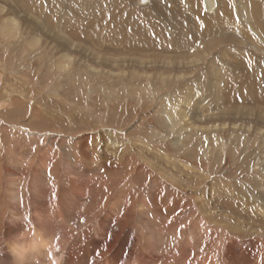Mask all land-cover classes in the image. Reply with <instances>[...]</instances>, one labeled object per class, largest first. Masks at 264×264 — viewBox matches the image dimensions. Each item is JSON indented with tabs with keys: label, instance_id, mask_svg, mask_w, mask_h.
<instances>
[{
	"label": "rangeland",
	"instance_id": "obj_1",
	"mask_svg": "<svg viewBox=\"0 0 264 264\" xmlns=\"http://www.w3.org/2000/svg\"><path fill=\"white\" fill-rule=\"evenodd\" d=\"M213 2L0 0V216L13 209L8 170L22 186L33 168L49 186L103 178L112 192L98 219L122 192L136 197L125 221L136 251L139 205L160 186L189 206L172 220L149 212L180 249L207 223L215 235L196 258L223 264L236 237H257L264 259V0Z\"/></svg>",
	"mask_w": 264,
	"mask_h": 264
},
{
	"label": "bare ground",
	"instance_id": "obj_2",
	"mask_svg": "<svg viewBox=\"0 0 264 264\" xmlns=\"http://www.w3.org/2000/svg\"><path fill=\"white\" fill-rule=\"evenodd\" d=\"M213 5L215 3L210 0L208 8L212 10ZM211 20L213 19L209 21ZM137 45L143 46L138 42ZM100 167L106 169L105 164ZM108 169L112 170L110 166ZM33 170V180L25 182L24 186H22V180L15 177L14 172L5 170L13 209L5 216L2 213L0 216V264H83L86 252L90 253L89 256L99 258L100 254L107 252V247L111 248L109 252L114 256L111 260L109 259L110 261L101 259L98 264H133L134 262L138 264H208L207 257L196 258L198 255L196 251H202L206 240L215 235L208 234L210 227L207 223H201L200 227L193 226L191 233L184 239L181 249L179 247L182 237L179 234H159L158 227L151 221L149 212L155 210L159 217L172 220L176 212H184L189 208L184 206L182 201L178 203L176 198L172 200L165 198L159 191L160 186L155 192L148 191V195L139 205L138 221L147 234H142L144 235L142 246L135 251L136 234L128 228L129 226L127 227L125 222L136 208L135 196L125 200L126 194L130 197L133 195L130 190L122 192L108 210L107 215L98 219L112 192L111 189L109 193H105L103 178L84 180L82 185L79 183L59 185V183L49 186L40 183L37 180L40 178L39 171L34 168ZM156 185L159 184L155 183V187ZM22 189L24 194L29 196L30 205L23 202ZM95 202H99L100 206L92 209L96 205ZM195 206H190L189 211L192 214L197 212ZM29 210L35 214L33 220L24 215V212ZM116 211H119L118 215L113 216ZM96 220V226L92 227V222ZM172 224L170 223L171 228L175 226ZM108 226H110L109 229H107ZM166 226L164 223V227ZM92 228L95 234L92 236L93 239L92 237L89 239L90 244L88 243V248L85 249V239L90 235ZM223 235L225 239L230 238L229 234ZM257 239L256 237L242 240L236 237L224 252L223 264H264V259L258 258L256 254V247H259L261 243ZM123 254L125 260L121 261L120 255Z\"/></svg>",
	"mask_w": 264,
	"mask_h": 264
},
{
	"label": "clouds",
	"instance_id": "obj_3",
	"mask_svg": "<svg viewBox=\"0 0 264 264\" xmlns=\"http://www.w3.org/2000/svg\"><path fill=\"white\" fill-rule=\"evenodd\" d=\"M72 60L73 58L71 56L67 57L65 63L62 65V68L61 70L62 71H68L71 69V66H72Z\"/></svg>",
	"mask_w": 264,
	"mask_h": 264
},
{
	"label": "water",
	"instance_id": "obj_4",
	"mask_svg": "<svg viewBox=\"0 0 264 264\" xmlns=\"http://www.w3.org/2000/svg\"><path fill=\"white\" fill-rule=\"evenodd\" d=\"M147 2H148V0H143V2H142V3H143V4H146Z\"/></svg>",
	"mask_w": 264,
	"mask_h": 264
}]
</instances>
